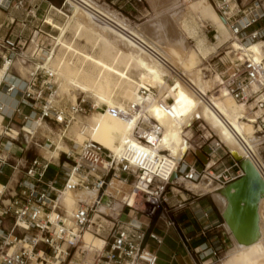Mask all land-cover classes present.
Listing matches in <instances>:
<instances>
[{
    "label": "built area",
    "instance_id": "1",
    "mask_svg": "<svg viewBox=\"0 0 264 264\" xmlns=\"http://www.w3.org/2000/svg\"><path fill=\"white\" fill-rule=\"evenodd\" d=\"M35 1L0 0L1 11L24 9L23 19L10 14L0 21V67L9 64V72L13 77L3 79L0 91L17 99L11 113L0 108V149L4 147L3 141L7 139L17 145L15 141H18L21 131L31 117L53 121L61 127L59 131H62L74 119V114L86 115L92 109H103L93 104L84 106L85 98L80 101L78 99L75 104L71 103L69 106L59 105L51 99L57 87L56 73L40 66L29 48L38 33L37 42L46 55L52 47V42L47 41H53L55 38L50 32L53 26L47 31L44 28L45 21L36 23L32 25L34 29L30 35L27 38L24 35L28 18H36L40 8V4ZM209 1L224 18L233 39L244 44L264 40V0H250L245 4L242 0ZM66 2L67 0H63L60 6L64 11ZM50 8L52 9L51 4ZM4 28L11 32L3 33ZM215 31L217 32L216 29ZM153 54L171 68L164 57ZM19 59H24V63L29 66L25 76L16 66ZM263 77L264 58L258 60L252 54L238 56L230 59L224 85L237 101L253 103L254 109L261 110L264 115ZM148 91L147 88L141 90L142 94H147ZM198 94L208 102V97L199 92ZM114 111L124 119L132 121L140 110L133 103L126 109ZM16 117H19V123L16 122ZM224 121L227 123L225 119ZM255 127L259 136L257 143L260 146L264 143V117L257 118ZM162 135V127L157 122L146 118L145 115L137 118L133 138L139 143L157 149ZM204 136V144L208 142L209 148L206 152L208 163H204L201 168H198L196 162H187L186 158L177 162L164 150L157 149L156 153L143 152L130 145L121 155L115 156L110 150L91 140H85L78 151L71 148L60 151L58 157L61 163L53 161L47 152L35 155L22 167L23 176L14 186L0 183V264H85L87 252L80 248V241L87 230L100 237L106 233V236H103L106 243L102 250L95 252L93 264H160L157 250L149 247L146 239L149 237L160 246L164 243V237L155 231H149L151 221L158 219L166 228H176L178 223L173 210L183 208L187 201V198L184 199L180 194V189L178 192L174 190L177 189L175 186L181 183L173 178V174L179 173L185 179L193 181L211 177L221 182L222 186L244 175V169L235 160L230 166L223 165L224 167L215 174V169L219 168V165H215L221 156L213 159L221 149L224 154L228 151L218 137L215 138L213 134ZM236 136L244 156L251 159L256 168L264 174V164L258 158L254 147L243 136ZM67 139L72 142L71 138ZM42 148L48 151L57 148L53 134L46 136ZM23 151L24 148L21 153ZM188 154L190 152L186 156ZM0 162L1 175L5 166L12 164V157L0 156ZM234 167L238 169L232 170ZM61 171H65L67 177L62 185H58ZM73 175L76 176V181L72 180ZM132 176L134 184L122 200V214L115 218L97 212V206L106 194L110 179L116 178L128 183ZM79 188L96 190L97 197L92 203L78 201L77 207L69 213L62 204L61 197ZM169 191L180 198L175 205L170 203ZM128 215L130 219H124ZM140 217H146L148 221L141 222L140 225L134 224L133 220L139 221ZM207 230L208 228H205V232ZM186 248L188 249V246ZM222 249L223 244L217 239L209 247L204 243L201 252H211L216 256Z\"/></svg>",
    "mask_w": 264,
    "mask_h": 264
},
{
    "label": "bare ground",
    "instance_id": "2",
    "mask_svg": "<svg viewBox=\"0 0 264 264\" xmlns=\"http://www.w3.org/2000/svg\"><path fill=\"white\" fill-rule=\"evenodd\" d=\"M181 1L190 2V6L198 11L199 16H206L207 19L212 20L217 30L214 38L216 45H219L218 48L225 45L228 38L232 39L226 47L227 54L230 55L231 59L238 56L242 57L243 55L250 56L251 54L258 60L264 58V40L244 44L233 39L224 18L209 0ZM242 1L244 4L248 2V0ZM136 2L142 3V1ZM65 7L71 11L72 20L77 24L74 33L75 39L77 40L80 37L82 30L85 31V34L86 32L90 33L91 37L95 38L94 49L98 48L99 52L94 53L92 51L93 53H89L91 51H83L76 45V40L68 42L62 38L58 40L61 46H59V53L55 54L57 50L55 52L51 50L53 48L52 45L49 52L45 55L42 52V46L37 42L38 33L35 34L33 45L29 50L40 66L47 67L56 73L55 82L57 87L51 96L53 101L57 102V96H60L59 85L60 88L66 85L93 97L96 102V104L93 103L95 107H101L102 104L106 106L105 109L95 112L97 119L94 125H90L87 122L82 123L79 132L75 133L76 147L80 144V138L88 133L90 139L87 140L99 144L101 143L98 141L109 142L113 150L108 149L103 144L101 145L110 150L115 156L121 155L127 149V146L130 145L143 152L156 153L157 149L167 151L171 157L179 162L185 158L188 150L195 148L194 145H191L192 137L186 136L184 134L185 131L193 126L195 122L203 120L208 125L204 126V128L209 127L210 134L216 135L237 158L244 159L243 167L247 173H258L261 178L262 188L258 193L257 199L251 202L248 197L241 196L239 187L232 185L222 186L211 177H204L198 182L187 180L179 173L175 177L176 173H174L173 178L177 179L179 183L188 182L193 183V185L194 183L197 185L205 182L206 185L203 187L209 189L207 191L219 189L224 194L225 198L220 192L216 193V195L220 194L228 201V204L225 203L228 205V207L225 206V208L227 207L225 209L226 225L232 232L236 243L225 264H264V174L256 168L251 159L244 156L243 148L236 136V134L243 136L254 147L258 158L264 164L256 148L259 136L255 129L257 118L264 117L262 111H256L260 112L256 118L248 116L246 105L253 106L252 109H254V104L237 101L224 85L225 81L219 73H215L209 78L205 73L207 67H201L197 63L198 50L185 48V51H182L184 50L182 46L178 49L175 44L166 46L160 44L164 43L161 42L163 40H168L167 42L171 40L168 35L163 34L164 31H170L168 30L170 28L166 26V22L170 20L168 16H160L150 28L151 33L147 35L140 29L132 27L127 20L121 18L114 11L100 5L97 0H67ZM57 9H52L55 14H57V11L64 13L61 8L58 7ZM172 17L170 18L174 19L176 15L172 14ZM10 19L12 18L10 17ZM200 21L202 26H204L206 20ZM45 22L57 30L66 32L65 28L55 22L52 15L47 16ZM170 32L173 33L174 31ZM54 37L53 42L57 40V37ZM173 41H176L179 47L183 45V33L181 37H178V39L174 38ZM38 51H41L42 58L38 56ZM69 53H71L70 57H68ZM153 53L164 57L171 68L160 61ZM232 54L233 56H231ZM23 60L19 59L16 62V66L21 73L29 69V66H25ZM183 64L187 66L186 69ZM133 70L138 71L136 77L133 76ZM5 77L7 79L13 78L9 72V64L0 67V85ZM217 84L224 85L222 89L219 88L221 90L220 94H209ZM143 88L149 90L147 94H142L141 90ZM198 92L208 97V102ZM14 99H16L14 96H7L0 91V108L6 112L9 109L11 111L12 103L15 102ZM169 99L172 101L169 102ZM133 103L138 106L140 111H137L136 117L132 121L124 119L114 111L115 109H126L128 105ZM80 115L82 114H74V119ZM142 115H145L146 118H151L152 121L157 122L162 127L163 135L157 149L139 143L133 138L134 124L137 118ZM43 125L48 126L42 119L35 117L29 119L19 135V138L22 136L25 146H28L30 138H34ZM5 141L8 144L11 143L9 140ZM62 142L63 135L58 137L57 148L61 147ZM7 146L4 145L0 149L2 158L8 157L7 149L10 148ZM13 146L20 147L14 144ZM22 148H19V150L22 151ZM198 153L205 163H208L205 155L200 151ZM52 160L54 161V159ZM56 162L61 163V160L58 159ZM75 179L76 176L73 175L72 180L75 181ZM122 184L129 189L124 195L126 196L131 191L134 181L126 183L120 179L111 178L106 194L103 195L102 201L97 206L98 212L108 206L112 195L117 196L118 188ZM185 186L187 187V185ZM77 190L78 200L88 203H92L98 194L96 190L84 188ZM74 194L76 195V190L67 192L61 197V202L69 213L71 211H69L65 203L67 205L71 201L75 202V204L78 203L76 199L74 200ZM123 199L124 197L120 200L121 207L118 211L106 214L115 218L119 217L122 214ZM96 214L98 215L99 213ZM87 234L93 235L95 239L101 242V245H92L87 239ZM105 243L106 240L104 238L89 230L84 233L80 241V248L87 252L85 264H93L95 252L102 250Z\"/></svg>",
    "mask_w": 264,
    "mask_h": 264
},
{
    "label": "rangeland",
    "instance_id": "3",
    "mask_svg": "<svg viewBox=\"0 0 264 264\" xmlns=\"http://www.w3.org/2000/svg\"><path fill=\"white\" fill-rule=\"evenodd\" d=\"M97 1L100 3V5L103 4V6H104V4H106L109 7H111V9H113L112 11L115 10L114 12L117 15H119L121 18L127 20V22L132 27H134L136 29H140L141 31H143L147 35H149L151 33V30L149 28L150 21H148V20H150L152 18V15L154 12L150 8L151 4H150L149 0H142V3H139V4L136 3L137 0H97ZM194 1H196V0H194ZM35 2L40 4V8L37 12L36 18H28L27 26L24 29L25 38H27L30 35V32L34 29V26H32L33 24H36V23L41 24L42 22H44L46 20L47 16L52 15L55 19V22L58 23L59 25H61L66 30V32L65 31L62 32V31L57 30L55 28H53L51 30V28H52L51 25L49 26L47 23L44 24V28L47 31L51 30L50 31L51 34L57 37V40H54V42L51 41V39L48 40L47 42H50V43L52 42L53 48L51 50H54V52L57 50L55 52V54H58L60 51L59 49L61 47L58 43V40H60L62 38L66 39L68 42L71 40L72 41L76 40L74 37V33H75V29L77 27V24L72 20L73 15L68 8H66V12L64 11V13H61V14H59L58 11H57V14H55V11L50 8V4H52V6H54L55 8H58V7L60 8L63 0H36ZM174 8H178L177 11H171ZM148 10H151V11H148ZM22 11H24V9H22V10L10 9V11H3L2 10V11H0V13H1L0 21H3L2 16L7 17L10 14H14L15 16H18L19 18L23 19L24 15H23ZM148 12H151V13H148ZM175 13H176V17H174V19H171V18H173L172 14H175ZM166 15L170 19L168 22H166V26H167V28H170L168 30L174 31V32L172 33L170 31H168V32L164 31L163 34L168 35V37L171 38V40L169 41L170 43L167 42L168 40L167 41L163 40L161 42H164V43H160V44H162V46H164V45L166 46L169 44H171V45L175 44V45H177L176 47L178 49H180L182 46V49H184L182 51H185V48H194V49L198 50L199 54L197 56V59H198L197 63L200 64L201 67H207L206 68L207 70H205L206 75L210 78L213 74L219 73L221 75V77L223 79H225V77L227 75V70L230 67V59H231L230 55L227 54L226 47L229 45V42L232 41V39L228 38L226 40L227 41L226 44L223 45L222 47L218 48L219 45H216V41L214 38V35L216 34V31H215L216 28L214 26V23L212 22L211 19H207L206 16L202 15L204 18L199 16L198 11L193 9L190 6V2L185 3V2H182L180 0L178 2V4H176L174 7H172V9H170L167 12ZM200 20H206L204 26H202V22ZM174 21H176V22H174ZM177 22L179 23L180 26L178 25ZM68 27H69V29H68ZM173 29H175V30H173ZM2 32L5 33V32H11V31H8L7 28H4V29H2ZM175 32H177V33H175ZM182 33H183V37H184V42H183V45H180V47H179L178 46L179 44H177L176 41H173V40H174V38L178 39V37H181ZM89 34L90 33H87V32L85 34V31L82 30L80 37L77 38L78 41L76 40V45L79 46V48L82 49L83 51H86V52L91 51L89 53H93V52L97 53V52H99V50H97L98 48L94 49L95 38L91 37L92 35L91 34L89 35ZM173 34H174V36H173ZM178 34H180V36H178ZM172 42H174V43H172ZM184 43H186V45H184ZM92 47H93V49H92ZM37 53L39 54L38 56L40 58H42L43 55H42L41 51H38ZM70 56H71V53L68 54V57H70ZM231 56H233V54ZM25 66H27V64H25ZM183 66L185 67V69L187 68V66L185 64H183ZM25 72H27V70ZM25 72H22V74L24 73L23 75H25ZM137 75H138V71L133 70V76L136 77ZM223 86L224 85L217 84L215 86V88L209 94L219 95L221 92L220 89H222ZM0 90H2V89H0ZM59 93H60V96H57V99H58L57 102L59 105L69 106V105H71V103H75L77 98L79 99V101L81 98H85L86 102L83 103L84 106H89L93 103L96 104L93 97L88 96L86 94H83V93H81V91L79 92L70 86L67 87L66 85H63L60 88V85H59ZM101 107L103 109L106 108V106L104 104H102ZM252 107L253 106L246 105L247 115L250 117L256 118L259 116L260 112L259 111L256 112L258 109H256V108L252 109ZM100 110H101V108L92 109L91 111L87 112L86 115H80L79 117L76 116V118L72 122L69 123V126L65 127V130L63 129L62 131H59V128H61V127L59 125H57L56 123H54L53 121H50V120L45 121L49 127L46 125H43L37 131V134L34 138H32L30 135L31 138H30V142H29L28 146L24 147L22 143H20L19 141H15V143L17 145L22 146L24 148V151L22 152L23 153L22 156L19 157V158L23 159L22 160L24 163L23 166L26 165L35 155H38L40 153L45 154L47 152L48 155L51 157V159H54V161L56 162L59 159L58 156H59L60 151L69 150V148L73 149V151H78L79 146L85 140L90 139V137H89L88 133L83 135L79 140L80 144L76 147L75 133L79 132L80 126L82 125L83 122H87L90 125H94L96 123V119H97L95 112L100 111ZM84 116H87V117H84ZM16 122L19 123L18 120H16ZM205 124L206 123L203 122V120H199L198 122H195L193 124V126L188 128L184 133L186 136L192 137L191 143L195 147L194 149L193 148L190 149V151L188 150V152H190V154H188L185 157L188 162L192 159V155H194L195 153L198 156H200L198 151L202 152L205 155V157L207 158L206 152L209 151V148H208V142L204 144V141H205L204 134L209 136L210 131H209V127L204 128V126H208L207 124L206 125ZM16 126L17 125H15V127ZM255 129H256V127H255ZM24 133H27V132H24ZM49 133L53 134V137L56 139V142H57L59 136L64 135L63 136V142H62L60 148H56L55 150H53V148H51L49 151L46 150L47 147H46V149L42 148V145L44 144L45 138L47 135H49ZM214 136H215V138L217 137L216 135H214ZM67 137L71 138L72 142L69 141V139H67ZM96 141H98V140H96ZM98 142L103 144L108 149H112V146L109 142H106V141H104V142L98 141ZM4 145L5 146L8 145L7 146L8 148L14 149L16 152H18L16 149L17 147L16 146L14 147L13 144H11V143L8 144L7 141H5ZM256 145H257L256 148L258 150V153L261 156L262 160L264 161V143L260 146H258V143H256ZM224 148H225V150L228 151V153L224 154L223 149H221L217 153V156L213 159V160H216L218 157L221 156V159L218 161L217 165H215V166L219 165V168L215 169V171H214L215 174L217 173V170H220L222 167L232 165L234 163V160L238 162L240 167H242L241 162L243 163L244 159L243 158H237L230 151V149H228L225 145H224ZM231 157L233 158V160L231 159ZM62 158H63V156H62ZM200 158H202V157L200 156ZM226 159H230V160L226 161ZM194 162L197 163L196 160ZM222 162H223V164H222ZM198 164L199 163H197V165ZM237 169H238V167H234L232 170L235 171ZM50 175L52 176L51 173H50ZM66 177H67V173L65 171H61L60 175H59L58 185H62L64 180L66 179ZM5 179H6V175L0 176V181H4ZM201 180L202 179L200 178L198 180V182ZM75 181H76V179H75ZM133 181H134V177L132 176L130 178L129 183H131ZM214 181L218 184H222L221 182H219L217 180H214ZM231 182H233V181H231ZM231 182H229V183H231ZM204 183L205 182H201L198 184L196 183L197 185H195V183H194V185H193V183L182 182L181 185L175 186L177 189H174V190L176 192H178V189H180L181 190L180 194L189 193L191 196L194 193H198V194L204 193V195H205L204 197H207L208 195H214V197L216 198L218 204L220 205V207L222 209V205L216 196V191H207L209 189H205L203 187L204 185H206V183L205 184ZM229 183H227L225 185H228ZM185 185H187V188ZM225 185H223V186H225ZM193 186L196 188H194ZM118 189H119L118 190L119 192H118L117 196L112 195L110 197L111 202L108 204V206H106V208L104 210H101L99 212L110 213L113 211H118L120 209V207H121L120 200L124 197L125 193H127L129 189H127V187L125 185L123 186V184L121 186H119ZM187 189H190V190L192 189V191H189ZM195 191H199V192H195ZM77 193H78V190H76V195L74 194V200L76 199L77 201H79L78 197H77L78 196ZM168 195H171L170 191H169ZM191 199H193V198H191ZM65 205L68 207L69 211H72L73 209H75L77 207L78 203L75 204V202L71 201V203L69 205H67L66 203H65ZM113 205H114V207H113ZM180 209L181 208L174 209L173 213L175 214ZM126 213L128 214V211H126ZM263 214H264V209H263ZM124 219H126V218L124 217ZM102 220L105 222L104 219H102ZM209 232H211V230H209ZM103 234H104L103 236H106L105 232ZM103 236H102V238H104ZM208 237H212L213 240L219 239L223 244V249L216 256L211 252H205V251L198 253V255H199L198 257H196L194 255V259L196 260L197 264H202V262H205V264H225L228 261L229 256L231 255V252L233 251V249L236 246L232 232L229 230L228 232H226L223 235L222 231H220L217 234L212 233V234L208 235ZM87 239L91 242L92 245L93 244L98 245V246L101 245V242L98 241L97 239H95V237H93V235L87 234ZM164 256L167 257L168 260H170V258H171L169 255H166V254ZM188 259H190V258H188ZM175 262H176V264H178L180 262H184V259L182 258L181 255H179L178 258L175 260ZM190 262L193 263V261L191 259H190Z\"/></svg>",
    "mask_w": 264,
    "mask_h": 264
},
{
    "label": "crops",
    "instance_id": "4",
    "mask_svg": "<svg viewBox=\"0 0 264 264\" xmlns=\"http://www.w3.org/2000/svg\"><path fill=\"white\" fill-rule=\"evenodd\" d=\"M179 1L180 0H149L151 4L150 8L154 12L152 18L148 20L150 21L149 28L153 26V24L158 20L160 16H167L166 15L167 12L170 9H172V7H174L176 4H178ZM104 7L108 8L109 10H113L111 9V7H109L106 4H104ZM53 8L55 7L52 6V9ZM177 9L178 8H174L171 11H177ZM0 17H1V13H0ZM5 17L2 16L3 20L7 18ZM14 101L15 102L12 103L13 105L11 107L12 108L11 111H9L10 110L9 109L7 113L12 112L13 107L17 103L16 99H14ZM15 119L20 121L19 117H16ZM19 148H21V146ZM19 148L18 151H21L19 150ZM9 150L11 152H8V155H10V157H12L15 160V162L12 161V164H8L5 166L4 173L1 174L0 176L6 175V179L4 181H0V183H8L10 186H14L16 184V181L23 176L22 167L24 163L22 161L23 159L19 158L22 156L23 153L16 152L14 149H9ZM12 153H15L17 155L14 156ZM194 155H192V159L189 162H194L196 160L197 163H199L198 168H201L204 165L205 161L202 158H200L197 154H196L197 156ZM231 159L233 160L232 157ZM227 160L230 159H226V161ZM16 162H17V166L15 167ZM216 185L218 186V184ZM218 190L219 189L213 191H216V193H218L220 192V190L219 191ZM195 192H199V191H195ZM197 194L198 193H194L192 196L189 193L181 194L184 199L187 198V201L184 203V207L175 213V219L178 223V226L176 228L168 229L166 228L165 224L159 221L158 219H153L151 221V224L149 226V231H155L159 235L164 237V243L160 246H158L157 243L154 240L150 239L149 237H147L146 239V242L148 243L149 247L157 250L160 264H176L175 260L178 258L179 255L182 256L184 262H180L178 264H197L196 260L194 259V255L196 257L199 256L198 253L202 251V248L204 247V243H206L208 247L211 246V243H214L213 238L208 237V235L212 233L217 234L220 231H222L224 235L226 232L229 231L226 226V218H225V211H226L225 209H227L228 207L227 205L228 201L227 199H224L225 198L224 194L220 192V194H222L224 198L220 194L216 195L218 197L219 202H221L222 209L218 204L214 195H208L207 197H204L205 196L204 193L202 194L200 193L198 195ZM169 196H170V203L172 205H175L180 199L179 196H174L172 194ZM225 206L227 207L225 208ZM129 215L125 216V218L128 220L130 219ZM147 221L148 219L146 217H140L139 221L133 220V223L136 225H140L141 222H147ZM205 228H208L207 232H205ZM209 230H211V232H209ZM186 246H188V249L190 251H188ZM165 254L171 257L170 260H168L167 257L164 256ZM188 258H190L193 261V263L190 262V259Z\"/></svg>",
    "mask_w": 264,
    "mask_h": 264
},
{
    "label": "water",
    "instance_id": "5",
    "mask_svg": "<svg viewBox=\"0 0 264 264\" xmlns=\"http://www.w3.org/2000/svg\"><path fill=\"white\" fill-rule=\"evenodd\" d=\"M18 141L22 143L23 146L25 147V144L22 140V136H20ZM241 165H242V168L244 169L242 162H241ZM244 171H245V174L242 177L236 179L235 181L229 183L228 185L239 187L241 189L240 191L241 196L248 197L249 200L253 202L257 199L258 193L262 188L261 178L258 175V173L251 174V173H247L246 170ZM178 175L179 174L176 173L174 176L176 177Z\"/></svg>",
    "mask_w": 264,
    "mask_h": 264
}]
</instances>
